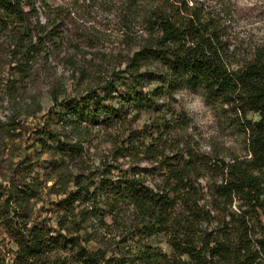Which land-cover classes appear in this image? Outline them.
Returning <instances> with one entry per match:
<instances>
[{"label": "trees", "instance_id": "obj_1", "mask_svg": "<svg viewBox=\"0 0 264 264\" xmlns=\"http://www.w3.org/2000/svg\"><path fill=\"white\" fill-rule=\"evenodd\" d=\"M95 1L0 0V37L16 54L18 73L26 76L55 39L77 49L65 21ZM104 2L117 5L123 38L138 35L142 44L117 64L107 62L103 75L99 68L83 93L64 99L36 130L34 144L55 174L48 189L60 196L59 231L29 225L32 200L52 176H35L39 161L26 158L25 175L8 179L1 207L16 245L12 264H264V43L236 65L231 0ZM183 87L201 88L209 104L238 117L243 156L197 152L184 118L164 101ZM133 111L146 120L114 136L112 161L102 163L97 182L82 167L69 169L83 159L91 127L117 128ZM15 128L14 121L0 122V144ZM206 174L211 183L201 181ZM89 242L97 247L89 249Z\"/></svg>", "mask_w": 264, "mask_h": 264}, {"label": "rangeland", "instance_id": "obj_2", "mask_svg": "<svg viewBox=\"0 0 264 264\" xmlns=\"http://www.w3.org/2000/svg\"><path fill=\"white\" fill-rule=\"evenodd\" d=\"M231 5L233 17L228 27L230 49L235 53L236 65H239L243 63L246 50L264 43V0H231ZM116 7V4L108 6L104 0H96L84 13L71 16L65 22L79 47L76 49L55 39L56 45H46L48 48L44 46L47 51L42 50L34 58L26 76L18 73L16 54L11 53V47L0 37V122L14 121L16 127L12 136L0 144V264H12L16 249L3 220V215L7 213L1 209L5 189L10 177L19 179L25 175L26 158L33 160L36 165L39 161L38 169L34 167L33 170L35 176L38 173L52 176L43 186L42 194L32 200L29 225L40 223L48 227L51 233L59 231L56 201L60 196L48 189L55 174L45 166L48 154H41L39 146L34 144L36 130L41 129L52 113L59 110L64 99L83 93L93 83L94 73L99 68L103 75L107 62L117 64L141 46L142 38L138 35H132L128 40L123 38L115 24ZM38 15L43 22L45 15L40 6ZM80 69L84 74H80ZM164 99L184 118V130L199 154L228 159L246 153L238 117L220 106L209 104L201 88L183 87L172 97ZM132 113L136 114L135 111ZM133 114L117 128L105 130L102 125L91 127L92 136L90 141L84 143L83 159L74 162L69 169L77 171V168L82 167L85 173L93 174L97 182V177L102 173V163L111 159L109 150L114 136L123 130L127 134L130 129H140L146 120L147 116L143 112L137 113L136 119L131 118ZM247 117L258 118L253 112H249ZM126 161L118 158L121 169L128 166ZM141 165L148 164L143 161ZM117 172L118 169L112 170L114 174ZM209 177L210 174H206L201 181L211 183ZM69 188H73L72 184H69ZM261 218L264 223V216ZM160 246L168 250L163 241ZM87 247L95 249L97 244L89 242Z\"/></svg>", "mask_w": 264, "mask_h": 264}]
</instances>
